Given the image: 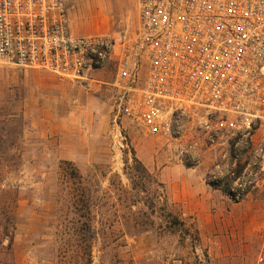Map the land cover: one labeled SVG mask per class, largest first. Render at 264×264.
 Instances as JSON below:
<instances>
[{"label":"rangeland","instance_id":"1","mask_svg":"<svg viewBox=\"0 0 264 264\" xmlns=\"http://www.w3.org/2000/svg\"><path fill=\"white\" fill-rule=\"evenodd\" d=\"M94 1L69 6L83 19L100 10L101 34L135 33V0ZM101 79L111 82L113 71ZM90 85L0 63V264H82L88 256L90 264H258L264 191L237 203L225 182L206 191L197 184L205 187L216 164L230 162V140L204 144L200 112L174 117L186 128L180 138L146 134L126 118L114 123L111 90ZM195 152L200 163L184 164ZM133 157L158 174L167 194L176 174L190 188L169 207L184 229H164L162 191L140 181ZM82 188L88 207L79 206Z\"/></svg>","mask_w":264,"mask_h":264},{"label":"built area","instance_id":"2","mask_svg":"<svg viewBox=\"0 0 264 264\" xmlns=\"http://www.w3.org/2000/svg\"><path fill=\"white\" fill-rule=\"evenodd\" d=\"M135 7V33L114 38L73 35L69 0H0V63L85 83L111 70V82L93 84L111 90L113 122L126 118L149 135L183 137L174 117L200 112L204 144L230 140V162L216 164L208 185L225 182L237 203L264 191V0H135ZM183 163L196 166L200 156ZM259 234L264 264V203Z\"/></svg>","mask_w":264,"mask_h":264},{"label":"trees","instance_id":"3","mask_svg":"<svg viewBox=\"0 0 264 264\" xmlns=\"http://www.w3.org/2000/svg\"><path fill=\"white\" fill-rule=\"evenodd\" d=\"M69 163V162H68ZM71 164V163H70ZM128 169L127 167H125V170ZM131 170L134 171V173H136L137 175H139V179L142 183L147 184V183H155L157 185V187H159L162 191L161 195H162V210L165 213V218H163L164 220V229L170 233L175 231L176 227L179 228H185V223L179 218V215L173 213L169 207L170 205H172V203L168 200L166 191H165V187L164 184L161 183L156 174H154L153 172L149 171L140 161H138L135 157H133V166L131 167ZM74 175L76 178H79V181L82 180V176L77 172H74ZM132 182V179H131ZM133 183V182H132ZM132 189H134V185H132ZM136 189V188H135ZM80 191V190H79ZM91 197L89 196V194L86 193V190L84 188H82V190L79 192V206H84V207H88L91 202H90ZM153 205L148 204L147 207L150 209ZM91 222L92 220L89 219L88 221L84 222V227H86L88 230H91ZM84 247L86 250L90 251L91 249V243L90 241H86V243L84 244ZM91 262V258L90 256H88V258L84 259L83 261H81V263L83 264H90Z\"/></svg>","mask_w":264,"mask_h":264},{"label":"crops","instance_id":"4","mask_svg":"<svg viewBox=\"0 0 264 264\" xmlns=\"http://www.w3.org/2000/svg\"><path fill=\"white\" fill-rule=\"evenodd\" d=\"M93 1V0H92ZM99 2H100V0H95L94 1V3H96L97 4V6L99 5ZM79 4V2L77 3V5ZM70 5V4H69ZM77 8V7H76ZM76 8H70V6H69V10H68V18H69V29H70V31H71V33L73 34V35H77V36H79V35H90V34H101L99 31H100V23L101 22H99V20H100V18L97 16V15H90L89 17H87L86 19H83L82 18V16L81 17H79V10L77 11L76 10ZM103 35H107V36H110V35H108V34H103ZM111 37H114V36H111ZM115 38V37H114ZM103 74V73H102ZM102 74H95V73H91V76H92V80H91V82H87V83H85V82H79L80 84H81V86L82 87H84V88H87V87H89V86H91L90 84H92L93 86H95V84H93L95 81L94 80H96V78H101V76H102ZM89 89V88H88ZM148 169V168H147ZM149 170V169H148ZM150 171V170H149ZM162 175H163V173H161ZM157 175V178H158V180L161 182V183H163L164 184V186H165V183L164 182H162L161 180H160V178H159V176H158V174H156ZM161 175V176H162ZM174 175V174H173ZM177 175V174H176ZM174 176L173 177V179H174V182H178L177 183V185H176V183H174L175 185L174 186H172V192H171V195L170 194H167V197H168V200L171 202V203H175L176 201H181V200H183V201H185V199L184 198H182L181 196H184V192L185 193H187L188 195H191L190 194V192H189V189L190 188H185L184 186H182L183 185V183H181V177L179 176V174L177 175V176ZM166 176H167V174H166ZM193 177V176H192ZM204 182V181H203ZM197 184H198V186H199V191H201V190H204V191H206V188L208 187H210L209 185H206L205 187H204V184L202 183V181H200V179H197ZM179 185H181L182 186V188L181 187H179ZM178 187V189L176 190L174 187ZM166 188V187H165ZM209 189H211V188H209ZM175 191H177V192H175ZM215 192H218V190H214ZM251 195V194H250ZM176 196H177V199H176ZM169 197H171L172 198V200L169 198ZM247 197H249V195L247 196ZM247 197H246V199H247ZM183 207H184V210L186 209V206H184L183 205ZM184 213L185 212H182V215H184ZM186 214V213H185ZM180 218V217H179ZM182 220V219H181ZM183 221V220H182ZM262 223V222H261ZM185 225V224H184ZM185 227H186V225H185Z\"/></svg>","mask_w":264,"mask_h":264},{"label":"bare ground","instance_id":"5","mask_svg":"<svg viewBox=\"0 0 264 264\" xmlns=\"http://www.w3.org/2000/svg\"><path fill=\"white\" fill-rule=\"evenodd\" d=\"M97 14H101V11L100 10L95 11V15H97Z\"/></svg>","mask_w":264,"mask_h":264}]
</instances>
